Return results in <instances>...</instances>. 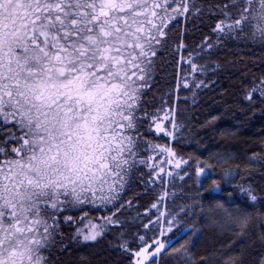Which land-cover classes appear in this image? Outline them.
Listing matches in <instances>:
<instances>
[{"label": "snow or ice", "instance_id": "obj_1", "mask_svg": "<svg viewBox=\"0 0 264 264\" xmlns=\"http://www.w3.org/2000/svg\"><path fill=\"white\" fill-rule=\"evenodd\" d=\"M205 16L215 40L206 35L199 44L185 43L188 30L176 31L180 19ZM257 48L264 53V0H0V264H93L78 250L109 234L108 248L119 256L111 264H253V251L260 252L255 264H264V211L256 207L264 204V188L255 177L234 185L243 202L231 192L227 202L208 199L205 193L223 191L221 182L205 187L201 176L220 166L230 182L240 168L224 167L232 154H216L213 165L177 157L148 138L179 139L185 125L173 96L179 101L181 88L190 87L189 74L199 89L209 84L195 80L197 73H251L244 100L264 104V59L247 58ZM165 51L179 54L168 63L180 70L175 86L157 95ZM189 161L195 195L169 209L166 200L176 193L167 191L164 176L184 181ZM250 161L259 167L244 171L264 180V156L254 153ZM165 163L183 175L165 172ZM134 179L145 195L158 181L162 188L151 204L155 219L146 212L143 232L128 237L121 217L125 203L132 207L123 198ZM201 218L227 224L241 241L238 254L196 252Z\"/></svg>", "mask_w": 264, "mask_h": 264}, {"label": "trees", "instance_id": "obj_2", "mask_svg": "<svg viewBox=\"0 0 264 264\" xmlns=\"http://www.w3.org/2000/svg\"><path fill=\"white\" fill-rule=\"evenodd\" d=\"M201 2H214V0H201ZM207 19L208 17L205 16L200 20L193 19L186 23L181 18L176 31L187 29L185 43L189 45L199 44L204 36L211 35L210 27L202 22ZM212 23L214 24L215 22L213 21ZM211 39L215 40V36L211 35ZM234 49L235 46L233 45ZM245 52L246 50L242 51L241 55H245ZM183 55L187 57V52H184ZM247 58L261 60L264 59V53L257 48L254 54H249ZM172 60L179 61V54L173 56L170 51H165L161 56L163 70L158 76V83L154 89L157 95H160L168 86H175V75L180 70V65L168 63V61ZM199 63H203V61L201 60ZM183 67L186 69L187 64H183ZM253 71H256L255 67H253ZM259 75L260 73L257 72V78ZM201 79L209 84V87L195 88L194 83H192L193 77L189 74L190 87L187 89L181 88L179 101H175V95L173 96V106L178 104L180 110L177 114V119L185 125L182 133L179 134V139L174 140L171 137L164 136L162 133L150 135L148 138L155 143L169 145L177 153V157H184L185 159L189 156L193 158L199 157L201 161H206L213 165L218 163L216 154L231 153L233 159L224 167L235 168L237 164L240 165V168L236 170L238 174L235 175L234 179H231L230 182H225L221 176L222 169L220 166H217L214 170H206L208 179H205V176H201L200 179L204 181L205 187H210L213 179L221 182L223 191L218 194L205 193L204 195L208 199L216 197L227 202V193L231 192L232 199L237 202H243L245 197L240 194L234 185L243 184L245 179L252 182V177H255V185L258 188H264V180H261L257 173H252L250 177L244 171L246 166L259 167L254 161H250V157L254 153L264 156V104H260L257 99L256 103L250 106L244 100L245 90L252 87L251 73L247 77L241 75L235 69H228L217 74L209 72L206 77L197 73L195 80ZM211 81H217V83L211 84ZM194 92L196 93L195 97H193ZM151 96L152 94L150 93L148 98L151 99ZM213 117L217 118L214 123L207 124L208 121H212ZM165 159L166 157L164 156L158 157L159 161ZM164 167L165 172L171 170L180 172L181 175H183L182 169L186 168L190 174L185 177L184 181H181L178 177L173 180L166 175L164 176V179L169 181L167 191L176 193L174 198L171 195L167 198V207L173 209L182 203L191 202L188 197L195 195V182L197 179L194 162L189 161L188 165H182V169L179 170L175 169L174 165L166 163ZM141 171L146 173L147 169H142ZM161 188V183L158 181L157 185L150 188L147 195H145V186L140 183L139 179L132 181L131 187L123 199L125 202L132 200L133 204L129 208L125 203V210L121 217L125 221L128 237L134 232H143L139 225L141 220L145 223L147 222L146 212L152 216L153 220L155 219L157 213L155 209H151V204L155 201V194L160 192ZM137 196H139L138 199ZM160 207L161 210H164V204H161ZM256 207L264 211V204H257ZM104 214L103 212L92 213L93 216L97 217ZM199 226L203 235L197 241L196 252L216 249L222 253L224 258L238 254L241 241L237 240L234 231L230 230L227 224L217 227L201 218ZM109 240L114 241L113 234H109L107 240L101 244L93 247L81 246L78 254L88 256L93 261V264H105V261L111 264L119 256L118 253L108 248L107 242ZM234 240H236L235 244L232 243ZM230 244L232 245L231 247H229ZM53 256H55V253H53ZM259 258V251H253L252 255L248 257L253 264L258 262ZM64 259L66 260L67 257H64ZM125 264H127L126 261Z\"/></svg>", "mask_w": 264, "mask_h": 264}, {"label": "water", "instance_id": "obj_3", "mask_svg": "<svg viewBox=\"0 0 264 264\" xmlns=\"http://www.w3.org/2000/svg\"><path fill=\"white\" fill-rule=\"evenodd\" d=\"M208 174V172L206 171V173L204 174V175H202V176H206ZM220 193V192H219ZM218 194V193H217Z\"/></svg>", "mask_w": 264, "mask_h": 264}]
</instances>
